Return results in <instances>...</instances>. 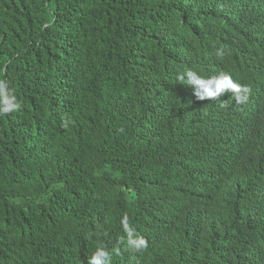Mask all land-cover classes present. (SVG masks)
I'll return each mask as SVG.
<instances>
[{
    "label": "trees",
    "instance_id": "trees-1",
    "mask_svg": "<svg viewBox=\"0 0 264 264\" xmlns=\"http://www.w3.org/2000/svg\"><path fill=\"white\" fill-rule=\"evenodd\" d=\"M78 8L91 28L79 61L75 43L85 35L47 22L54 11ZM252 56L264 68V0H0V80L20 105L0 114V264L21 259L7 257V239L35 251L28 264H87L100 245L111 264H264V81L253 74ZM171 62L204 76L228 71L251 87L250 100L237 106L199 100L175 80L168 89ZM90 83L103 100L87 95L74 106ZM107 84L131 90L116 100L122 116L116 122L143 120L146 112L159 125L147 132L113 129ZM59 95L70 96L69 116L89 119L86 135L64 130L68 116L46 117ZM178 101L194 106L193 119L192 112L182 117ZM88 139L105 143L117 178L127 172L122 179L102 180L90 161L71 159L89 153ZM66 159L89 168L87 185L104 194L98 201L78 198L67 213L54 210L63 208L73 177L53 171ZM21 174L42 190L40 225L11 236L4 203L35 206ZM95 203L104 211L88 221ZM46 211H54L50 222ZM125 215L146 249L127 247Z\"/></svg>",
    "mask_w": 264,
    "mask_h": 264
},
{
    "label": "clouds",
    "instance_id": "clouds-1",
    "mask_svg": "<svg viewBox=\"0 0 264 264\" xmlns=\"http://www.w3.org/2000/svg\"><path fill=\"white\" fill-rule=\"evenodd\" d=\"M107 7H109L108 3ZM79 9L80 8H78L76 11H72L68 15H64L60 10L54 11L47 20L48 23L55 24L60 29H67L69 32L73 31L74 33H81L85 35V40H80L81 43H75L77 47V61H79L78 55L81 51L78 48H80L81 44L83 45V43H89L91 32V28H89L87 24L84 23V18H80ZM215 55L219 58H222L225 55L224 49L217 48ZM254 59L258 58L252 56L250 60V63H252L255 68H257V70H254L250 64L253 74L259 76L260 80L264 81V68L262 64L263 60L258 59L259 62L255 63ZM169 66L171 69L167 75V88L171 89L173 87L172 81L175 80L180 86H191L193 88L195 97L199 100L217 98V103L221 102L222 106L231 102L237 106L246 104L252 95L251 87L248 84L240 82L237 78L234 79L235 76L228 71H221L216 74L204 76L191 69L185 70L181 62H171L168 67ZM262 85L264 86V82H262ZM125 87L126 86H122L120 84H107V92L105 94L104 101H111L114 105V110L111 114L112 128L126 129V127L129 126L131 127L132 131L141 132H147L156 128L159 125L158 122L154 117L147 118L146 112L142 115L143 120H140L136 116H128V121L126 118H124L121 121L116 122L120 117H122L117 116L118 114H115L116 100L131 93V90L128 89L129 87ZM95 94L98 98L103 100V96L98 91L95 83L88 84L80 94L79 98L74 102V106L81 98L86 97L87 95L90 96ZM69 97L70 96L67 95L64 97L59 95L50 100V108L44 110L46 117L51 121L55 113L58 114V117L68 116V119L64 123V130L69 129L73 130L74 133H83L86 135V131L89 128V119L80 122L78 120H74L72 115H68L67 107L69 103ZM44 102L47 103L46 101ZM19 107L20 105L17 102L16 97L12 95L8 87V82L6 80H0V114H7L17 111ZM178 107L182 111V117H185L189 112H192L190 119L194 118V106L184 105L181 101H178ZM116 109L118 112V106ZM71 143V139L68 138L62 146V152L66 157H68ZM84 145L88 149L89 153L85 155L78 153L75 154L71 159L75 161H90L95 169H100L103 171V174L99 177L102 180L117 181L126 175L127 172L125 171L121 177L117 178L116 174L112 171L110 163H112L114 159L111 158L112 153L107 151V147L103 141L98 139H88ZM23 150H26V147L21 148L18 155ZM67 160L68 159L59 161L56 165H54L55 167L53 169V171L69 172L73 177L72 184L69 186L67 194L63 198V208L54 210L66 213L74 205L78 198L88 197L94 201H98L101 196H104L101 191L95 190L87 185L88 171L90 170L89 168L80 170L74 164H69ZM95 177H97V175H95ZM20 184L22 190L32 198L35 206L30 210H26L12 203H4V211L1 209L3 223H5L6 226L11 227V232L7 233L11 236H17L19 232H22L23 236L29 232H35L40 225L39 215L41 214L42 209L38 208V205L42 198L39 197L42 190L30 187L26 177L22 174L20 176ZM95 205L96 210L99 213L94 211L91 215H89L88 221H95L101 218L100 212L104 211L105 204L99 205L98 203H95ZM54 211L45 212V216L48 220ZM121 226L126 233L127 247L129 249L140 252L147 248L148 243L146 239L139 235L136 230L130 226L128 217L126 215L121 218ZM113 251L118 253L119 250L113 249ZM34 253L35 251L33 249H29L21 241H17L16 239H7V257L10 259L13 257L21 258L17 260L19 264H28ZM86 259L87 264H111L110 253L103 245L96 247V249Z\"/></svg>",
    "mask_w": 264,
    "mask_h": 264
}]
</instances>
